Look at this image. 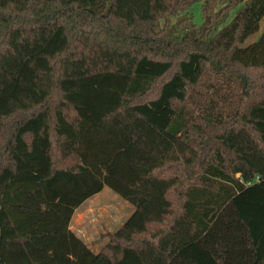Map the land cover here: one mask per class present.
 I'll use <instances>...</instances> for the list:
<instances>
[{"label": "trees", "instance_id": "1", "mask_svg": "<svg viewBox=\"0 0 264 264\" xmlns=\"http://www.w3.org/2000/svg\"><path fill=\"white\" fill-rule=\"evenodd\" d=\"M219 5L0 0V264H264V0ZM103 187L134 210L94 252Z\"/></svg>", "mask_w": 264, "mask_h": 264}, {"label": "rangeland", "instance_id": "2", "mask_svg": "<svg viewBox=\"0 0 264 264\" xmlns=\"http://www.w3.org/2000/svg\"><path fill=\"white\" fill-rule=\"evenodd\" d=\"M220 5L217 10L224 6L228 0H219ZM201 2L196 1L191 4L189 9L179 14L176 17L159 20L158 27L166 28L175 36H181L191 28L200 30L203 28L204 17L201 10ZM240 5L230 8L219 22L210 27L213 35L222 26L227 24L234 15L238 12ZM264 24V19L261 21V28ZM261 34V29L248 37L244 41V45L249 44L258 39ZM134 207L125 199L120 197L108 187L88 198L78 208L72 216L71 230L79 233L76 234L82 241L94 252H97L106 242L105 234L115 231L122 225L129 215L133 212Z\"/></svg>", "mask_w": 264, "mask_h": 264}, {"label": "crops", "instance_id": "3", "mask_svg": "<svg viewBox=\"0 0 264 264\" xmlns=\"http://www.w3.org/2000/svg\"><path fill=\"white\" fill-rule=\"evenodd\" d=\"M85 201H86V200H85ZM85 201H84V202H85ZM84 202H83V203H84ZM83 203H82V204H83ZM82 204H81V205H82ZM81 205H80V206H81ZM80 206H79L78 208H80ZM78 208H77V209H78ZM77 209H76V210H77ZM76 210H75V211H76ZM74 213H75V212H74ZM71 221H72V219H71ZM70 224H71V222H70ZM70 229H71V226H70ZM72 231H73V230H72ZM73 232H74L75 234H79V233H77V232H75V231H73Z\"/></svg>", "mask_w": 264, "mask_h": 264}]
</instances>
